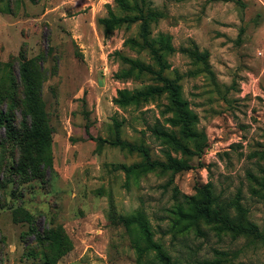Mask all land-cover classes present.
Listing matches in <instances>:
<instances>
[{"label": "rangeland", "instance_id": "374dc122", "mask_svg": "<svg viewBox=\"0 0 264 264\" xmlns=\"http://www.w3.org/2000/svg\"><path fill=\"white\" fill-rule=\"evenodd\" d=\"M143 1L160 14L151 36L171 35L165 75L177 78L196 115L200 157L174 152L152 132L166 126L165 94L139 107L113 102L118 89L159 85L136 70L113 78L122 68L115 50L153 65L146 51L123 45L138 39V22L107 37L97 24L106 4L125 14L113 0H0V264H136L137 229L119 218L138 209L175 264H264V0ZM30 60L43 72L51 139L40 177L21 169L28 120L19 71ZM115 121L121 139L143 142L158 159L169 149L192 168L126 176L123 166L141 155L111 143ZM207 183L221 200L237 199L260 236L232 238L203 223L176 233L175 207Z\"/></svg>", "mask_w": 264, "mask_h": 264}, {"label": "trees", "instance_id": "16d2710c", "mask_svg": "<svg viewBox=\"0 0 264 264\" xmlns=\"http://www.w3.org/2000/svg\"><path fill=\"white\" fill-rule=\"evenodd\" d=\"M115 5L125 12L123 15H116L110 6L106 4L107 15L97 18V24L103 28L104 35L109 36L112 31L122 25H130L138 22V39H125L123 45H131L138 50L146 51L153 60L152 64H145L140 60L131 59L115 50L110 57L117 56L122 68L113 74L116 80H127L131 77V70L151 75L159 85H149L146 88L118 89L113 102L119 107L134 105L139 107L142 103L160 97L165 94L167 103L163 105L160 114L164 116L166 126L156 123L152 132L163 138L165 144L174 152L189 158L200 157L206 147L203 136L194 131L193 126L197 120L189 108L188 103L181 96V88L177 78L165 75L169 68L165 56L175 51L171 43V35L159 32L156 37L151 36L150 23L156 21L159 13L144 5V1L113 0ZM198 60H203L202 54L192 52ZM20 78L22 82L24 116L28 120L24 127L26 139L21 169L31 172L33 175L41 176V164L50 162V128L47 124V116L44 103L41 97V87L44 80L43 72L33 61H24L20 66ZM6 121V119H4ZM116 138L111 141L113 145L128 151H136L141 155V160L129 166H123L126 176L130 174H146L149 171L158 170L161 172H179L192 168L188 160L173 156L172 151H163L164 158H154L148 146L143 142H135L119 137V122L115 121ZM179 129V137L174 129ZM188 140L191 146L184 142ZM210 183L198 188L200 197L194 199L190 196L187 205H178L174 209L173 228L176 233L187 232L191 229L199 230V224L203 223L218 233L230 235L237 238L243 235L260 236L258 228L249 221L246 210L236 201L233 203L221 200L210 191ZM238 198V197H237ZM121 223L126 228L137 229V239L133 238V248L136 252V264H142V260L154 254L156 259L151 264H175L162 244L155 240L153 231L145 215L141 210H136L131 215L120 216ZM55 242L57 239L52 237ZM217 262H212L216 264Z\"/></svg>", "mask_w": 264, "mask_h": 264}]
</instances>
